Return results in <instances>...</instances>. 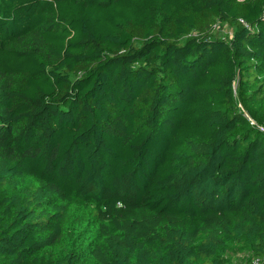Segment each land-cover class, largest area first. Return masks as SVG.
I'll return each mask as SVG.
<instances>
[{"label":"trees","instance_id":"trees-1","mask_svg":"<svg viewBox=\"0 0 264 264\" xmlns=\"http://www.w3.org/2000/svg\"><path fill=\"white\" fill-rule=\"evenodd\" d=\"M257 259L264 0H0V264Z\"/></svg>","mask_w":264,"mask_h":264},{"label":"rangeland","instance_id":"rangeland-1","mask_svg":"<svg viewBox=\"0 0 264 264\" xmlns=\"http://www.w3.org/2000/svg\"><path fill=\"white\" fill-rule=\"evenodd\" d=\"M216 37L217 38H226L232 37V32L226 27H217L216 28Z\"/></svg>","mask_w":264,"mask_h":264},{"label":"built area","instance_id":"built-area-1","mask_svg":"<svg viewBox=\"0 0 264 264\" xmlns=\"http://www.w3.org/2000/svg\"><path fill=\"white\" fill-rule=\"evenodd\" d=\"M242 23H243V21H242ZM252 264H264V260L257 259V260H255V261H253Z\"/></svg>","mask_w":264,"mask_h":264}]
</instances>
